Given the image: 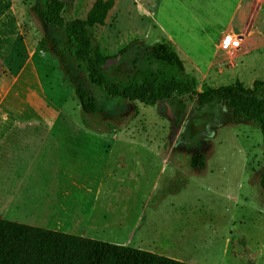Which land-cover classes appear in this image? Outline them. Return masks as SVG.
Instances as JSON below:
<instances>
[{
    "label": "rangeland",
    "instance_id": "1",
    "mask_svg": "<svg viewBox=\"0 0 264 264\" xmlns=\"http://www.w3.org/2000/svg\"><path fill=\"white\" fill-rule=\"evenodd\" d=\"M62 1L65 21L84 18L94 2ZM233 1L114 0L104 24L88 28L92 53L98 49L108 58L110 81H139L146 70L169 69L149 53L167 31L185 67L176 75L197 90L237 79L250 87L264 79V0H246L230 24ZM44 14V0H0V118L50 120L55 124H42L41 131L103 133L109 139L96 142V149L104 142L149 154L143 159L153 164L145 171H157L160 181L154 196L169 193L163 207L170 218L162 226L171 229L175 215L174 228L183 235L160 254L196 264H264V145L258 124L234 117L217 101L199 106L189 95L153 105L107 95L72 55L67 26L46 25ZM225 29L242 35L240 48H218ZM78 84L99 105L95 113L82 110ZM197 155L204 156L203 166L192 164ZM145 190H136L137 198Z\"/></svg>",
    "mask_w": 264,
    "mask_h": 264
},
{
    "label": "crops",
    "instance_id": "2",
    "mask_svg": "<svg viewBox=\"0 0 264 264\" xmlns=\"http://www.w3.org/2000/svg\"><path fill=\"white\" fill-rule=\"evenodd\" d=\"M243 4L246 0L233 1L230 24ZM226 30L231 29L221 34ZM163 33L177 50L174 37ZM42 124L55 122L37 117L0 118L1 218L159 254L161 247L183 238L174 228L175 215L171 229L167 230L166 223L162 226L170 218L163 207L169 193L154 196L160 181L157 171H145L153 164L143 159L149 154L113 149L104 142L96 149V142L108 140V135L41 131ZM143 185L146 190L137 198L136 190ZM189 261L196 264L195 259Z\"/></svg>",
    "mask_w": 264,
    "mask_h": 264
},
{
    "label": "trees",
    "instance_id": "3",
    "mask_svg": "<svg viewBox=\"0 0 264 264\" xmlns=\"http://www.w3.org/2000/svg\"><path fill=\"white\" fill-rule=\"evenodd\" d=\"M46 25H66L74 48L72 55L79 59L88 80L101 87L107 95L153 105L174 96L189 95L197 105L217 101L228 108L232 115L258 124L264 145V79H255L250 87L240 80L211 86L203 84L200 90L194 82L176 75L184 71V63L174 45L157 41L150 48L152 59L165 63L169 69L146 70L139 81L118 84L105 75L108 58L98 49L92 53L88 28L103 25L114 0H94L84 18L65 21L62 0H44ZM75 93L82 110L95 113L99 105L80 84ZM264 154V149H263ZM204 156L192 158L193 165L203 166ZM264 188V174L260 177ZM0 264H193L159 253L99 239L72 235L58 230L33 226L0 217Z\"/></svg>",
    "mask_w": 264,
    "mask_h": 264
},
{
    "label": "built area",
    "instance_id": "4",
    "mask_svg": "<svg viewBox=\"0 0 264 264\" xmlns=\"http://www.w3.org/2000/svg\"><path fill=\"white\" fill-rule=\"evenodd\" d=\"M242 43V37L240 34L232 31H224L219 38V48L223 50L233 49L237 50Z\"/></svg>",
    "mask_w": 264,
    "mask_h": 264
}]
</instances>
